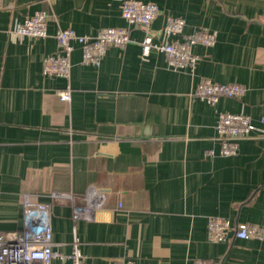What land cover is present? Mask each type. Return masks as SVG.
<instances>
[{
  "label": "crops",
  "instance_id": "1",
  "mask_svg": "<svg viewBox=\"0 0 264 264\" xmlns=\"http://www.w3.org/2000/svg\"><path fill=\"white\" fill-rule=\"evenodd\" d=\"M122 1L0 0V234L19 236L29 194L50 204L52 250L63 256L77 240L91 264H264V240H207L210 217L264 228V0H138L159 9L153 44L175 39L158 33L169 15L185 22L178 39L216 33L212 46H192V70L143 55L145 32L127 27ZM37 12L48 16L46 37L9 33ZM103 28L128 29L130 42L98 67L82 64L74 44L69 79L44 74L58 29L94 37ZM202 79L245 91L210 106L193 94ZM221 113L254 126L234 156L219 154ZM96 200L89 220H72L73 205Z\"/></svg>",
  "mask_w": 264,
  "mask_h": 264
},
{
  "label": "built area",
  "instance_id": "2",
  "mask_svg": "<svg viewBox=\"0 0 264 264\" xmlns=\"http://www.w3.org/2000/svg\"><path fill=\"white\" fill-rule=\"evenodd\" d=\"M159 9L153 3H144L137 0L122 1L121 15L125 22L137 26L145 32L142 41V54L148 55L150 50L162 53L172 70L186 68L194 69L198 56L192 52V46L199 44L205 47L212 46L216 41V33L205 29H198L192 34L178 39L185 26L183 19L167 16L162 29V37L175 38L170 42L153 44L148 31L150 24L158 16ZM48 16L44 12H37L27 17L22 24L12 28L9 33L17 37L44 38L47 36ZM54 38L57 42V52L45 58L43 63L44 74L48 77H59L65 80L70 75V57L77 44L81 50L82 64L98 67L105 51L115 47L123 49L129 42V34L125 28H103L94 37L78 35L72 29H58ZM244 88L237 84H217L209 79H202L196 86L193 94L195 98L214 106L219 98H239L244 94ZM60 101H70L69 86L57 92ZM217 141L220 145L219 154L223 157L234 156L237 153L239 142L250 137L254 130L248 116L242 113H221L215 126ZM31 195L23 197L25 216L23 228L17 238L0 234V264H51L55 259H68L71 264H91L78 248L77 240L72 243L70 255L63 256L52 250V233L49 222L51 206L45 202L31 204ZM34 196V195H32ZM67 198L71 196L54 194L52 198ZM92 205L71 207L72 220L84 221L91 218ZM230 237L242 240H264V228L236 223L226 219L210 217L207 221V240L211 243H225ZM115 264H134L130 261L119 260ZM194 264H214L211 261L197 260Z\"/></svg>",
  "mask_w": 264,
  "mask_h": 264
},
{
  "label": "rangeland",
  "instance_id": "3",
  "mask_svg": "<svg viewBox=\"0 0 264 264\" xmlns=\"http://www.w3.org/2000/svg\"><path fill=\"white\" fill-rule=\"evenodd\" d=\"M126 1V0H125ZM138 1V0H137ZM121 9H122V2H121V4H120V13H121ZM121 17H122V15H121ZM126 23H127V27L128 28H132V27H137V26H135V25H132V24H130L129 22H127L126 21ZM127 31H128V29H126ZM129 32V31H128ZM158 33H159V35H161L162 36V29H160L159 31H158Z\"/></svg>",
  "mask_w": 264,
  "mask_h": 264
},
{
  "label": "trees",
  "instance_id": "4",
  "mask_svg": "<svg viewBox=\"0 0 264 264\" xmlns=\"http://www.w3.org/2000/svg\"><path fill=\"white\" fill-rule=\"evenodd\" d=\"M169 16H171V15H169ZM166 19V18H165Z\"/></svg>",
  "mask_w": 264,
  "mask_h": 264
}]
</instances>
